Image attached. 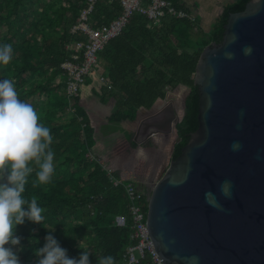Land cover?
I'll return each mask as SVG.
<instances>
[{
    "label": "trees",
    "instance_id": "obj_1",
    "mask_svg": "<svg viewBox=\"0 0 264 264\" xmlns=\"http://www.w3.org/2000/svg\"><path fill=\"white\" fill-rule=\"evenodd\" d=\"M165 1L188 17L166 12L159 24H153L134 13L122 33L99 53L104 80L93 72L80 96L69 101L61 65L71 60L67 45L86 40L82 33L73 32V27L89 0H0V45L12 46V60L0 65V80H12L19 99L33 105L39 123L51 130L55 154V171L48 184L32 187L36 168L30 163L34 171L22 195L26 200L37 199L44 220L42 224L26 220L16 227L15 235L22 238L23 250L17 252L21 264H37L34 250L44 246L49 231L69 258L79 259L85 249L91 252V264H97L98 256L109 255L115 264H126L132 221L123 185L139 184L127 180L115 186L107 170L119 178L120 162L132 158L138 148L132 132L139 121L171 97L177 98L183 119L175 135L165 139L162 152L166 165L178 158L198 128L200 97L194 77L199 58L207 46L221 43L229 15L242 12L251 0L225 6L208 33L201 30L185 0ZM121 13L120 0H98L89 23L92 27L109 24ZM197 28L201 36H195ZM33 98L37 105L30 102ZM96 101L109 110L104 118L93 115ZM69 108L72 113L67 117ZM104 122L119 127L113 140L99 134ZM145 150L141 148L137 154L140 167L153 154ZM119 215L127 217L124 228L116 226ZM141 264L152 263L146 258Z\"/></svg>",
    "mask_w": 264,
    "mask_h": 264
},
{
    "label": "water",
    "instance_id": "obj_2",
    "mask_svg": "<svg viewBox=\"0 0 264 264\" xmlns=\"http://www.w3.org/2000/svg\"><path fill=\"white\" fill-rule=\"evenodd\" d=\"M223 28L196 66L198 128L151 186L147 226L165 264H264V0ZM182 119L166 100L132 139L173 136Z\"/></svg>",
    "mask_w": 264,
    "mask_h": 264
},
{
    "label": "clouds",
    "instance_id": "obj_3",
    "mask_svg": "<svg viewBox=\"0 0 264 264\" xmlns=\"http://www.w3.org/2000/svg\"><path fill=\"white\" fill-rule=\"evenodd\" d=\"M12 60V46L0 45V65ZM51 130L39 123L32 104L22 101L12 80H0V264H21V237L17 226L25 221L42 224L44 209L33 196L23 198L28 177L35 165L32 187L48 184L54 174V151ZM27 206V210L25 209ZM49 231L43 247L34 250L37 264H91V252L83 249L79 259L69 258L67 250ZM97 264H115L112 256H98Z\"/></svg>",
    "mask_w": 264,
    "mask_h": 264
},
{
    "label": "built area",
    "instance_id": "obj_4",
    "mask_svg": "<svg viewBox=\"0 0 264 264\" xmlns=\"http://www.w3.org/2000/svg\"><path fill=\"white\" fill-rule=\"evenodd\" d=\"M97 1L89 0L87 9L82 11L77 25L73 27V32L82 33L86 40L67 45V50L72 52L71 60L61 65L67 76L66 95L69 99L80 96L81 88L86 84L87 77L99 67V53L111 40L122 33L134 13L144 15L158 24L165 17L166 12L178 18L188 17L184 12H176L165 0H120L122 13L118 18L109 24L92 27L89 23V15L93 12ZM102 80L104 79L102 78ZM107 171L115 186L123 185L121 179L114 177L113 170L108 169ZM123 186L128 199V213L132 221L131 243L127 246L124 254L125 263L141 264L144 259L149 258L152 264H165L156 252L147 226L149 191L146 192L147 190L130 183ZM115 222L117 227L124 228L127 226V217L119 215Z\"/></svg>",
    "mask_w": 264,
    "mask_h": 264
},
{
    "label": "rangeland",
    "instance_id": "obj_5",
    "mask_svg": "<svg viewBox=\"0 0 264 264\" xmlns=\"http://www.w3.org/2000/svg\"><path fill=\"white\" fill-rule=\"evenodd\" d=\"M191 1H194L195 2L196 8L198 9V10H196V9H193L192 8V13H194L193 15H195L198 18L199 23L202 21V19H201L200 14L197 15V12L199 13L200 11H203V13H205V14H208V15H211L212 14V11H213L214 7L211 10V6H212L213 3L215 5V2H214L215 0H206L204 3L200 2L199 0H191ZM220 2H224V1L223 0H220ZM201 6H204V7L202 8ZM221 8L223 9L222 6H221ZM210 17H212V16H210ZM210 17H208V19ZM1 30H2V32H5L6 31V26H3L1 28ZM200 31L201 30L199 28H197L194 31L195 36H201V32ZM99 62H100V66H101V67H99L100 68L99 71L101 70V72H102V70L104 69V65L101 63L100 60H99ZM58 81L59 80L57 79L56 82H58ZM36 100H37V98H33V99L30 100V102H35L33 104H36ZM176 104L178 105L177 99H176ZM103 108H104L103 106H101V105H99L97 103L95 105V103H94L93 104V115H94V117H105V115H106L107 112H105V110ZM105 109H107V108H105ZM107 111H109V110L107 109ZM71 113H72V111L69 108L66 111V116L69 117ZM180 115H182V112L180 113ZM115 126L116 125H109L108 123L104 122L103 123V128L100 130V133L99 134L102 137H105L107 140H113L116 137V131L119 130V127L116 129ZM121 127H122V125H121ZM132 133H133V136H134L135 130ZM173 136H171V137H173ZM166 142H167L166 140L165 141H162V139H161L160 136L154 137V138H152L150 140L149 143H151L152 146H155L156 149H154L155 152L151 155V157H148L147 156V158H146L147 161L145 162V165H146V163L152 164V161L154 160V157H155L154 155H156L157 153H160L161 155H163L162 159L163 158H167L163 154V152L161 151L162 148L164 147V145L166 144ZM141 148L146 149L145 152H147L148 146H146V145H142V146L138 145V148L134 151L132 158H130V159L128 157L127 158H123L124 160H123L122 164L125 165L124 168L126 170L124 172L122 171V173H121L122 175H127V173H126L127 171H130V169H135V168H136V173H138V174H141V173L143 174L144 173L143 172V168L139 166L140 164H138L139 160H137L138 159L137 154L141 150ZM167 166L168 165H166V163L164 165H162L161 171L157 174L156 179H155V181L152 182V184H154V182H156L158 179H160V178L163 177ZM130 180L133 181V182H136V179L135 178L129 179V181ZM137 181H144L145 182V180H143V179L142 180L139 179ZM146 190L147 189H145V191ZM146 192H148V190ZM150 192H151V189H149V192L148 193H150Z\"/></svg>",
    "mask_w": 264,
    "mask_h": 264
},
{
    "label": "flooded vegetation",
    "instance_id": "obj_6",
    "mask_svg": "<svg viewBox=\"0 0 264 264\" xmlns=\"http://www.w3.org/2000/svg\"><path fill=\"white\" fill-rule=\"evenodd\" d=\"M175 131V130H174ZM175 135V134H174ZM158 137V136H156ZM162 141H165L166 138H171V136H163V135H160ZM154 138V137H153ZM152 139V138H151ZM149 139L147 142H145L144 144L142 145H146L148 146V149L151 153H154V149H156L155 146H152ZM140 145V146H142ZM163 151V148L162 150ZM154 160L152 161V164H149V163H146V165H144L142 168H143V172L144 173H147V177H144L143 174H138L136 173V168L135 169H130V171H127V175H122V171L124 172L126 169L124 168L125 165L122 164L123 160L120 162V171H119V174L124 176V177H131V178H135L136 181L137 180H145L144 181H137V183L139 184V188H143V189H147L149 191V189H151V186H152V182L154 181V176L156 177L157 174L161 171L162 169V165H164L165 161L167 160V158H163V155H161L160 153H157L156 155H154ZM162 163V164H161ZM122 164V165H121Z\"/></svg>",
    "mask_w": 264,
    "mask_h": 264
},
{
    "label": "crops",
    "instance_id": "obj_7",
    "mask_svg": "<svg viewBox=\"0 0 264 264\" xmlns=\"http://www.w3.org/2000/svg\"><path fill=\"white\" fill-rule=\"evenodd\" d=\"M186 1V3L188 4V6L191 8V11H192V8L193 9H196V10H198L197 8H196V5H195V2L194 1H191V0H185ZM200 2H202V3H204L206 0H199ZM224 2H220V0H215L214 2H215V5H214V3L212 4V6H211V10H212V8L214 7V9H213V11H212V14L211 15H208V14H205V13H203V11H200L199 13L197 12V15L198 14H200V16H201V19H202V21L199 23L200 24V27H201V30H203L204 32H210L211 31V29H212V25L214 24V22L216 21V19L219 17V16H221L222 15V13H223V11H224V8H225V6H227L228 4H230V3H232V2H235L236 0H223ZM221 6L223 7V9L221 8ZM202 8L204 7V6H201ZM216 9V10H215ZM215 10V11H214ZM192 14H194V13H192ZM210 16H212V17H210ZM146 17V16H145ZM192 17L193 18H195L196 16L195 15H192ZM208 17H210L209 19H208ZM147 18V17H146ZM148 19V18H147ZM149 21H150V23H153V24H158V23H156V22H154V21H152V20H150V19H148ZM113 21V20H112ZM104 65V64H103ZM99 67H101L100 65H99ZM98 67V71L96 70V72H97V74L99 75V76H101V80H102V78H103V76H105V69H103L102 70V72H101V70L99 71V68ZM88 78V77H87ZM103 81V80H102ZM86 83H87V81H86ZM86 85V84H85ZM84 85V86H85ZM84 86L81 88V91H82V89L84 88ZM171 99H175V97H171V98H169L168 100H171ZM177 99V98H176ZM68 100L69 101H72L73 99H69L68 98ZM98 104V102L96 101L95 102V104ZM104 109V108H103ZM105 110V109H104ZM105 112H107V110H105ZM108 113V112H107ZM107 113H106V115H107ZM105 115V116H106ZM149 116V115H148ZM147 117V116H146ZM100 118H104V117H100ZM110 125V124H109ZM103 128V127H102ZM163 150H164V147H163ZM118 177H119V179H121L122 181H127V180H129V179H132L131 177H122V175H120L119 173H118V175H117Z\"/></svg>",
    "mask_w": 264,
    "mask_h": 264
}]
</instances>
